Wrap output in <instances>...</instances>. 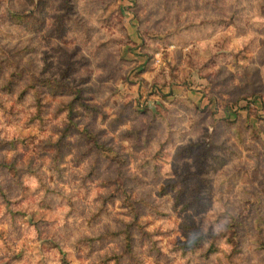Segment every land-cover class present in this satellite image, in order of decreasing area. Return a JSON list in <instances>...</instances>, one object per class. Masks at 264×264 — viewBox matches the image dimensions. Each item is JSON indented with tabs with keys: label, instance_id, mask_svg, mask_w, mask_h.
I'll list each match as a JSON object with an SVG mask.
<instances>
[{
	"label": "rangeland",
	"instance_id": "obj_1",
	"mask_svg": "<svg viewBox=\"0 0 264 264\" xmlns=\"http://www.w3.org/2000/svg\"><path fill=\"white\" fill-rule=\"evenodd\" d=\"M257 225L264 0H0V264H264Z\"/></svg>",
	"mask_w": 264,
	"mask_h": 264
},
{
	"label": "trees",
	"instance_id": "obj_2",
	"mask_svg": "<svg viewBox=\"0 0 264 264\" xmlns=\"http://www.w3.org/2000/svg\"><path fill=\"white\" fill-rule=\"evenodd\" d=\"M79 100H80V96L77 94L76 96H74V98L72 99V100H70L67 104H65V103H63L62 104V109H64V107L66 108V106L70 109L69 110V112H68V118H69V120H70V122H72V115H73V113H74V107H75V105H76V103H79ZM41 102V101H40ZM39 105H40V103H37V107H38V109H39ZM34 117H36V116H34ZM86 133H88L87 131H86ZM94 143L95 144H98V142H97V140L95 139L94 140ZM100 144H98V146H99ZM255 229H256V231H255V233H254V235H259V237L260 236H264V227L263 226H260V225H257V226H255ZM237 232H234V234L232 235V237H230L229 239H230V241H233L234 240V238L236 237V234ZM212 234V236H213V238L215 239L217 236H219V235H217V236H214V234L213 233H211ZM132 234H131V232H130V230H128L127 232H126V236H125V246H124V250H126L127 252H131L132 251V249H133V239H132V236H131ZM212 238V239H213ZM199 239V238H198ZM213 239V241H215ZM178 246H179V248L181 249H183V250H187V249H191V248H193L192 247V245L194 244V240H190V241H188V242H185V243H180V242H178V241H176L175 242ZM255 243H257V244H263L264 243V241L263 240H256L255 241ZM213 244H215L214 242H213ZM212 244V245H213ZM215 246V245H214ZM214 246H211L209 249H208V251H213L214 249H215V247ZM214 247V248H213Z\"/></svg>",
	"mask_w": 264,
	"mask_h": 264
}]
</instances>
